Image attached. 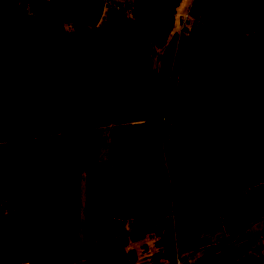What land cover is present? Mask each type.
I'll return each mask as SVG.
<instances>
[{
    "label": "trees",
    "instance_id": "16d2710c",
    "mask_svg": "<svg viewBox=\"0 0 264 264\" xmlns=\"http://www.w3.org/2000/svg\"><path fill=\"white\" fill-rule=\"evenodd\" d=\"M51 1L83 9L78 0ZM180 2L108 9L112 41L100 24H65L20 0H0V264H12L14 249L23 264H67L78 252L98 263L137 264L140 255L135 261L128 247L148 236L139 247L150 246L153 264H187L188 234L179 256L166 236L189 233L194 218L262 207L264 0H191L184 30L176 23ZM130 24L140 30L137 39L121 37ZM80 57L82 80L62 83ZM119 59L133 62L129 73H121ZM155 63L152 88L163 86L126 169L127 217L113 218L110 169L132 123L111 117L133 105L117 97L121 87L108 74L144 85ZM227 128L234 129L207 134ZM98 135L92 160L88 145ZM259 237L255 251L264 248Z\"/></svg>",
    "mask_w": 264,
    "mask_h": 264
},
{
    "label": "rangeland",
    "instance_id": "374dc122",
    "mask_svg": "<svg viewBox=\"0 0 264 264\" xmlns=\"http://www.w3.org/2000/svg\"><path fill=\"white\" fill-rule=\"evenodd\" d=\"M125 3H130L129 0H121ZM137 2L138 4L150 7V8H156L159 4V0H131ZM191 3V0H181L179 6H178V14H177V18H176V23L178 24V29H188L189 25H190V17L188 15V8L189 5ZM111 9L109 7L106 6V8L104 9V13H103V18H101L99 24L102 28V30L105 32V35L107 37V40H114V37L112 35L111 32V22H113L115 20V13L114 11L110 13H107V10ZM182 20V21H181ZM180 24V25H179ZM135 33H139L140 34V30L139 28L134 25V24H130L128 25L127 31H126V35L130 36V37H134ZM83 58H79V62H77L75 64V66L71 69V70H67L63 73V75L61 76V82H67L70 81L72 79H77V80H82V70H83ZM119 64V68L121 73H129L132 70V66H133V62L127 59H119L118 61ZM163 86V82L159 81L155 84V86H153V88H151L150 90V105L153 106L154 102L158 99L160 91L162 89ZM117 97L121 100H131V95L129 92H127L126 90L119 88L117 89ZM132 117H131V112H115L112 114L111 117V123L112 124H123V123H132L133 121ZM121 122V123H120ZM234 128H227V129H221L218 131H212L209 132L207 134L210 133H218V132H225V131H230L233 130ZM89 150L92 153V160H97L99 158V152H100V136L98 135V137L93 140L89 145H88ZM260 208H262V211L260 210ZM256 210H260L261 214L260 217H264V204L262 205V207H257ZM1 212H5L6 211V205L2 206L0 208ZM257 211L255 213H252L250 216L247 215V217L243 220L240 221V223L238 225H234L232 227V231L230 233V235H228L226 238L224 237H220L217 236L215 234V241L214 243L216 244H227L229 242H232L234 240H239L243 243V245L245 246V248H250V247H255L258 244H261V241H259L260 237L259 235L264 233V222L263 224H261V226H259V228L256 229H248V224L256 221L259 219V215L257 213ZM145 216V213L143 214ZM208 217H201V218H194L191 222L190 225L188 227L189 231H192L193 229H195L196 231H198L197 233H201V229L203 228V226H205L209 220L207 221ZM209 219V218H208ZM230 219V218H228ZM145 220V219H143ZM223 222L225 223V221L223 220ZM227 223V222H226ZM225 223V224H226ZM195 224V225H194ZM245 228V230H244ZM247 228V229H246ZM184 229V227H183ZM185 233V232H184ZM181 230V232L179 233L178 237L177 235L175 236L174 232H173V238L171 235L166 236L167 238V246L170 248H173L174 250V255L179 256V245H180V238L182 239L184 235H189L191 232H186V234H184ZM193 233V232H192ZM200 235V234H199ZM160 236L158 235L157 238H159ZM177 237V239H176ZM151 239H154V237L152 236ZM184 239V238H183ZM219 239V240H218ZM144 237L135 241L134 246L133 247H128V249H132L133 250V254H135L134 256V260L137 261L138 257L137 255H140L141 259L139 261H137V264H147L146 259L142 260V257L145 255H143V253H146L145 251H140V245L142 243H144ZM210 240V239H209ZM218 240V241H217ZM161 241V239L159 240V242ZM173 241L175 243V247L177 246V248L175 249ZM185 242V241H184ZM133 243V242H132ZM203 242H197V246H201ZM192 246H195L192 245ZM223 246V245H222ZM218 248V247H217ZM216 248V249H217ZM144 246H143V250H144ZM149 250H150V246H149ZM176 250H177V254H176ZM90 255H92V252H89ZM142 254V255H141ZM154 256V254H153ZM177 256V257H178ZM85 256L80 254L79 252L76 254H73L72 256L68 257V259L70 260L69 263L67 264H127V260L125 258H115V257H107L104 263H98L96 262V260L94 258H84ZM179 258V257H178ZM144 262V263H143ZM12 264H23L19 261L18 259V251L16 249H14L12 251ZM45 264H60L59 261H53V262H47ZM177 264H180V262H177Z\"/></svg>",
    "mask_w": 264,
    "mask_h": 264
},
{
    "label": "water",
    "instance_id": "95a60500",
    "mask_svg": "<svg viewBox=\"0 0 264 264\" xmlns=\"http://www.w3.org/2000/svg\"><path fill=\"white\" fill-rule=\"evenodd\" d=\"M30 4L36 11L44 17L69 24H81L88 27H96L104 13L102 0H78L82 5V10H72L69 6H54L51 0H20ZM110 50V46H104L103 57ZM158 65L155 63L150 74L148 84L140 85L130 79H118L108 74L109 79L118 84L122 89L131 95L132 101V125L130 133L123 148L113 161L110 169V186L112 192V202L110 215L113 218L125 219L128 211V187L126 180V169L138 153L143 140V123L146 120L150 107V90L152 84L158 79Z\"/></svg>",
    "mask_w": 264,
    "mask_h": 264
},
{
    "label": "crops",
    "instance_id": "0c3cea01",
    "mask_svg": "<svg viewBox=\"0 0 264 264\" xmlns=\"http://www.w3.org/2000/svg\"><path fill=\"white\" fill-rule=\"evenodd\" d=\"M129 2L137 3L135 1L131 2V0H129ZM127 28L128 26H126L121 32V37L123 39L134 40L139 37V33H135L134 37L127 36ZM257 213L260 218V210H258ZM247 215L250 216L251 214L243 212L242 215L233 216L232 214L231 216L230 214L226 216L222 215L218 218L210 216L208 217L209 219H206L207 221L209 220V222L201 229L202 234L199 233V235L197 233L198 231H196L195 229L190 231L191 233L187 235L186 239H188V242H190L191 244H195V246H191V253H187V251L183 253V255L187 258V264H264V248H260V250L258 251L253 250L252 247L245 248L243 243L239 240H234L227 244H223V246L218 248L213 246L217 245V243H214L215 234L217 236H220L221 238H226L228 235H230L232 227L234 225H238L241 220L247 217ZM223 220L225 221V223H227L225 224ZM261 224H263V222L260 221L254 224L250 229L259 228ZM144 239L149 242L150 237L148 236ZM199 241H202L203 245L197 246V242ZM209 245H211V247H209ZM204 246L206 248H204ZM197 248H200V250L193 252ZM150 253L151 250H148V252H146L145 255L142 257V260L146 259L147 264H153L155 262V260L154 262L153 260L151 261V256H153V253ZM158 257L160 256L158 255Z\"/></svg>",
    "mask_w": 264,
    "mask_h": 264
},
{
    "label": "built area",
    "instance_id": "2783aa9c",
    "mask_svg": "<svg viewBox=\"0 0 264 264\" xmlns=\"http://www.w3.org/2000/svg\"><path fill=\"white\" fill-rule=\"evenodd\" d=\"M104 9L107 7L111 9H122V8H131L132 3H125L121 0H102ZM178 262V261H177Z\"/></svg>",
    "mask_w": 264,
    "mask_h": 264
}]
</instances>
